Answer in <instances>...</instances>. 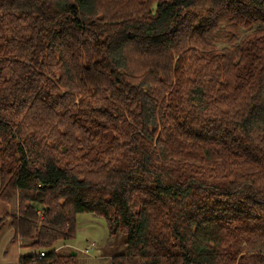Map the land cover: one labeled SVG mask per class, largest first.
Returning <instances> with one entry per match:
<instances>
[{
    "label": "trees",
    "instance_id": "16d2710c",
    "mask_svg": "<svg viewBox=\"0 0 264 264\" xmlns=\"http://www.w3.org/2000/svg\"><path fill=\"white\" fill-rule=\"evenodd\" d=\"M0 200L17 264L81 214L113 264H264V0H0Z\"/></svg>",
    "mask_w": 264,
    "mask_h": 264
},
{
    "label": "rangeland",
    "instance_id": "374dc122",
    "mask_svg": "<svg viewBox=\"0 0 264 264\" xmlns=\"http://www.w3.org/2000/svg\"><path fill=\"white\" fill-rule=\"evenodd\" d=\"M248 33L249 31H243V34ZM5 214L9 217L0 233V264H17L21 256L31 255L34 251L20 248L19 243L11 244L13 233L8 223L11 216L18 214V209L15 210L8 202L0 200V221L5 219ZM56 249L60 254L75 252L78 264H113V258L127 253L125 236L119 233L111 237L105 220L92 214L79 215L75 239L70 243L60 244Z\"/></svg>",
    "mask_w": 264,
    "mask_h": 264
},
{
    "label": "water",
    "instance_id": "95a60500",
    "mask_svg": "<svg viewBox=\"0 0 264 264\" xmlns=\"http://www.w3.org/2000/svg\"><path fill=\"white\" fill-rule=\"evenodd\" d=\"M71 255H72V256H75V255H76V253H75V252H73Z\"/></svg>",
    "mask_w": 264,
    "mask_h": 264
},
{
    "label": "built area",
    "instance_id": "2783aa9c",
    "mask_svg": "<svg viewBox=\"0 0 264 264\" xmlns=\"http://www.w3.org/2000/svg\"><path fill=\"white\" fill-rule=\"evenodd\" d=\"M88 251V250H87ZM42 255H44L43 253H42Z\"/></svg>",
    "mask_w": 264,
    "mask_h": 264
}]
</instances>
